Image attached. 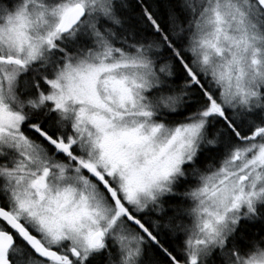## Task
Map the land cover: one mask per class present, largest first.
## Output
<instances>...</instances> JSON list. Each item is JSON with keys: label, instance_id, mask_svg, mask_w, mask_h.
Masks as SVG:
<instances>
[{"label": "snow or ice", "instance_id": "1", "mask_svg": "<svg viewBox=\"0 0 264 264\" xmlns=\"http://www.w3.org/2000/svg\"><path fill=\"white\" fill-rule=\"evenodd\" d=\"M0 264H264V0H0Z\"/></svg>", "mask_w": 264, "mask_h": 264}]
</instances>
